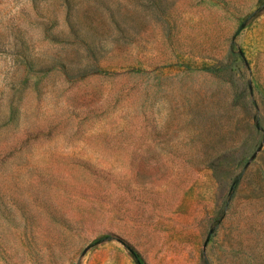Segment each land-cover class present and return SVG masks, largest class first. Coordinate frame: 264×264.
I'll return each mask as SVG.
<instances>
[{
  "label": "rangeland",
  "instance_id": "1",
  "mask_svg": "<svg viewBox=\"0 0 264 264\" xmlns=\"http://www.w3.org/2000/svg\"><path fill=\"white\" fill-rule=\"evenodd\" d=\"M0 264H264V0H0Z\"/></svg>",
  "mask_w": 264,
  "mask_h": 264
}]
</instances>
